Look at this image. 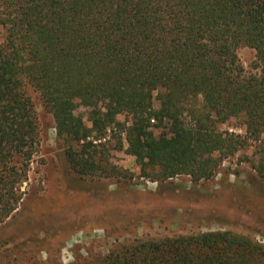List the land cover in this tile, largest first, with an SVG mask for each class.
Listing matches in <instances>:
<instances>
[{"label":"trees","instance_id":"obj_1","mask_svg":"<svg viewBox=\"0 0 264 264\" xmlns=\"http://www.w3.org/2000/svg\"><path fill=\"white\" fill-rule=\"evenodd\" d=\"M0 23V171L9 177L0 192L18 173L11 162L27 168L40 142L30 87L82 175L109 172L90 138L112 126L157 181L210 179L250 138H264V0H0ZM242 46L256 50L258 72L246 74ZM231 118L245 135L220 130ZM258 148L253 167L264 178V142ZM93 264H264V243L231 231L136 239Z\"/></svg>","mask_w":264,"mask_h":264},{"label":"rangeland","instance_id":"obj_2","mask_svg":"<svg viewBox=\"0 0 264 264\" xmlns=\"http://www.w3.org/2000/svg\"><path fill=\"white\" fill-rule=\"evenodd\" d=\"M5 37L0 23V44ZM238 55L246 74L259 71L255 49L242 46ZM29 95L40 142L27 168L19 156L11 162L18 173L0 192V264H93L118 244L210 231H231L264 243V178L253 167L264 138H250L210 179L195 182L180 174L157 181L143 175L128 151L126 132L112 126L102 138H90L96 145L91 151L104 157L109 172L82 175L72 168L67 142L58 136L40 93L30 87ZM153 105L160 107L157 97ZM88 113L84 106L75 111L91 125ZM117 119L130 124L132 117L123 113ZM219 127L246 134L238 118ZM153 131L159 136L168 128ZM74 148L81 151L82 145L74 143ZM4 175L0 171V185L9 178ZM10 208L15 209L7 217Z\"/></svg>","mask_w":264,"mask_h":264}]
</instances>
